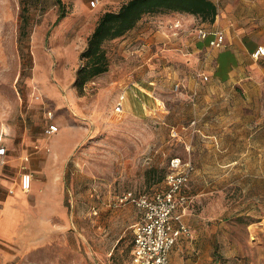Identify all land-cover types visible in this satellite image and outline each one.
<instances>
[{
  "label": "rangeland",
  "instance_id": "374dc122",
  "mask_svg": "<svg viewBox=\"0 0 264 264\" xmlns=\"http://www.w3.org/2000/svg\"><path fill=\"white\" fill-rule=\"evenodd\" d=\"M125 1L0 0V199L20 189L27 201L19 264H131L139 210L118 199L163 189L174 156L192 165L176 208L186 235L215 231L228 263L264 264V58L242 83L193 93L184 79L175 88L154 54L149 101L131 84L116 111L146 56L138 41L105 42L108 69L80 89L74 81L98 18Z\"/></svg>",
  "mask_w": 264,
  "mask_h": 264
},
{
  "label": "crops",
  "instance_id": "0c3cea01",
  "mask_svg": "<svg viewBox=\"0 0 264 264\" xmlns=\"http://www.w3.org/2000/svg\"><path fill=\"white\" fill-rule=\"evenodd\" d=\"M211 1L217 8L212 23L207 21L196 23L197 17L186 13L146 16L124 36L117 38L122 43L128 42L127 45L138 41L140 51L146 55L141 57L143 64L136 68L137 79L131 80L122 90L126 92L132 84L136 86L134 89L139 91L142 97L146 95V100L149 101L148 95L152 93V89L148 85L153 81L144 79V71L152 66L148 59L154 54L157 56V64L161 66L160 73L178 84L183 79L186 80L188 89L193 93H201L202 84H206L204 88H207V83L233 85L247 80L251 76L250 67L256 60L252 52L258 45H264V0ZM153 17L155 19L165 17L168 23L150 26L145 21ZM176 20L182 23L180 29L169 26ZM198 27L209 31L206 38L196 36L195 31ZM214 29H222L224 32V43L220 47L209 45ZM151 47H155V53L149 52ZM197 72L204 73L208 79L198 77ZM142 80H145L146 84ZM130 89L134 90L132 87ZM216 94L224 95V92L217 90ZM152 102L151 100L150 103ZM210 137L213 138L214 144H217L215 135ZM221 139L219 137V140ZM4 155L0 158L2 159ZM27 216V201L20 189L11 190L0 199V264H19L17 260L19 250L15 247L23 240L25 234L23 225L27 221ZM216 241L215 231L208 234L195 231L189 235L182 234L169 253V264H232L228 263L227 255L217 247Z\"/></svg>",
  "mask_w": 264,
  "mask_h": 264
},
{
  "label": "built area",
  "instance_id": "2783aa9c",
  "mask_svg": "<svg viewBox=\"0 0 264 264\" xmlns=\"http://www.w3.org/2000/svg\"><path fill=\"white\" fill-rule=\"evenodd\" d=\"M98 0H90L91 6H95ZM181 23L175 21L174 29H180ZM198 38L204 39L209 31L203 27H198L195 31ZM209 45L220 47L224 43V32L222 29H214ZM255 59L264 57V45H258L252 52ZM198 77L207 80L208 76L197 72ZM179 84L175 83V88ZM125 99V91L122 90L115 102L114 109L121 111ZM58 131V126L51 123L46 129L47 134H54ZM174 135L176 131L173 129ZM6 147L0 145V156L5 154ZM192 165L189 161H182L180 157L174 156L169 162L163 189H156L151 192L133 193L127 191L119 197V202H130L139 210V219L133 226L131 264H169V253L182 234H188L186 224L181 220V214L176 213L179 204L185 201L182 194L187 186ZM21 189L28 191L31 187V175L23 172L20 180ZM173 220L177 222L175 226Z\"/></svg>",
  "mask_w": 264,
  "mask_h": 264
},
{
  "label": "trees",
  "instance_id": "16d2710c",
  "mask_svg": "<svg viewBox=\"0 0 264 264\" xmlns=\"http://www.w3.org/2000/svg\"><path fill=\"white\" fill-rule=\"evenodd\" d=\"M171 13L192 14L200 21L212 23L217 8L211 0H126L118 9L103 12L80 52L83 62L76 71L75 86L80 89L86 81L108 69L105 42L124 36L143 17ZM62 16L64 12L58 15L57 20Z\"/></svg>",
  "mask_w": 264,
  "mask_h": 264
}]
</instances>
